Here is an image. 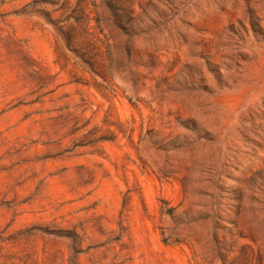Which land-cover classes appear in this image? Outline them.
Returning <instances> with one entry per match:
<instances>
[{
  "label": "rangeland",
  "instance_id": "1",
  "mask_svg": "<svg viewBox=\"0 0 264 264\" xmlns=\"http://www.w3.org/2000/svg\"><path fill=\"white\" fill-rule=\"evenodd\" d=\"M0 264H264V0H0Z\"/></svg>",
  "mask_w": 264,
  "mask_h": 264
}]
</instances>
